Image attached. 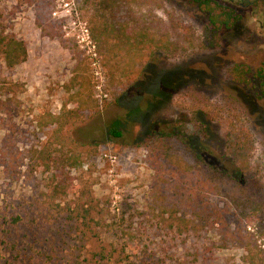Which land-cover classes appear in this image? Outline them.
I'll return each instance as SVG.
<instances>
[{
  "label": "rangeland",
  "instance_id": "obj_1",
  "mask_svg": "<svg viewBox=\"0 0 264 264\" xmlns=\"http://www.w3.org/2000/svg\"><path fill=\"white\" fill-rule=\"evenodd\" d=\"M57 1L0 0V149L16 159L14 169L0 170V209L36 202L49 220L60 213L76 225L72 233L58 222L39 226L18 245L23 264H113L121 248L129 257L142 249L189 264L195 250L215 242V232L195 223L190 209H175L171 199L163 208L153 204L158 186L144 142L151 131L169 128L183 129L204 158L234 162L233 177L247 193L239 196L238 214L252 218L247 232H255L264 217L253 213L264 208V100L257 83L244 88L228 71L235 64L264 71V0H215L240 17L218 32V47L147 60L133 54L175 25L180 40L202 41L207 17L190 0H128L113 14L103 11L112 29L93 37L103 29L101 10L68 0L88 27L93 56L65 37L68 19L52 16ZM8 36L27 55L13 68L3 58ZM113 128L121 137L109 135ZM211 200L228 206L229 196ZM100 245L105 252L98 253ZM255 249L264 252V233ZM243 256L239 245L216 248L208 264H243Z\"/></svg>",
  "mask_w": 264,
  "mask_h": 264
},
{
  "label": "trees",
  "instance_id": "obj_2",
  "mask_svg": "<svg viewBox=\"0 0 264 264\" xmlns=\"http://www.w3.org/2000/svg\"><path fill=\"white\" fill-rule=\"evenodd\" d=\"M127 2L128 0H87L90 6L101 10L97 18L103 29L95 31L93 37L97 34L100 37L101 34L98 32H104V28L105 30L108 27V30L112 29L109 19H104L103 11L113 14L120 4H126ZM190 2L200 13L207 17L210 29L202 41L195 42L191 36H188L187 40H180L182 36L174 33L178 28L175 25L171 31L165 32L158 42L145 47L141 51L138 49L133 54V58H140L141 60V57L145 56L144 59L147 60L156 53L170 58L197 49H215L219 44L218 32L230 30L240 20V17L236 15L231 7L219 4L215 0H190ZM111 18V21L114 22L115 19ZM124 22L121 21L120 23ZM120 28L123 31L124 24ZM184 29L181 27L182 31ZM131 32L133 31L131 30ZM171 32L174 34H171ZM4 38L6 41L3 49L4 63L7 68H13L26 60V50L23 43L17 41L14 37ZM184 43L187 46H184ZM140 53H143V55L139 56ZM228 74L235 83L244 88H248L254 82L257 83V97L264 100V71L261 68L252 69L244 64H235L229 69ZM73 120L71 123H74L77 119ZM68 123L70 122L63 123V127ZM109 135L115 138L121 137L120 132L114 128L109 131ZM144 149L147 152L149 165L156 173L158 190L154 192L153 200L155 203L153 204L163 208V205L166 204H164L165 199H171L175 209L181 211L190 209L191 217L195 223L208 226L210 231L215 232L212 236L217 240L199 251L195 250L193 259L189 264L212 263L214 259L211 256L214 249L224 250L232 245H239L244 248L243 264H264V252L255 249V241L260 234L264 233L262 225L264 217L259 222L260 225L255 232H247V229L254 226L255 223L252 218H242L241 213L238 214L239 196L246 198L247 193L237 186L239 182L233 177L236 168L234 162H231L228 167L221 161V158H214V160L204 158L203 155H200L201 152L197 153L193 149L190 145V139L186 137L185 131L181 128L151 131L145 138ZM15 164L16 159L10 155L7 157L6 152L0 149V170L3 172L8 169L12 170ZM225 191L229 196L228 206L224 203L223 205L213 203L211 198L213 196L224 198ZM254 212L264 214V208H254ZM50 216L45 212V208L36 202H26L23 205H18L17 208L7 210L0 209V264H23L25 261L23 260L24 255L19 252L18 245L23 244L29 235L39 229V226L47 225L51 221L58 222L61 225L60 228H67L69 233H72L70 229L76 227L72 222L73 219L67 216L62 217L60 213L51 220H49ZM121 222L119 230L122 232L121 226L125 225L126 220ZM103 224L105 225V223ZM104 225L99 226L95 231L96 236H94V239L97 238L99 244L102 241L100 235L104 234ZM117 233L118 231L115 230V237ZM78 238V242H84L83 237ZM129 241L130 239L125 240V242ZM59 243L56 244L58 245L57 248ZM115 244H117L116 240ZM98 249V253L106 251L101 245ZM121 250V253L119 252L114 257L113 264H171V259L156 251H151L147 256L142 249H138L136 256L129 257L124 254L125 250L123 248ZM122 255L124 260H119ZM132 258L141 261L138 263ZM146 259L148 261H145ZM98 262L101 263L100 259ZM226 264L229 263L226 261Z\"/></svg>",
  "mask_w": 264,
  "mask_h": 264
},
{
  "label": "built area",
  "instance_id": "obj_3",
  "mask_svg": "<svg viewBox=\"0 0 264 264\" xmlns=\"http://www.w3.org/2000/svg\"><path fill=\"white\" fill-rule=\"evenodd\" d=\"M52 16H61L62 18L68 19L64 22L65 25L62 27L65 37L72 38L78 47L92 52V55L95 56L94 45L92 44L88 27L86 23L79 19L78 12L73 2L58 0Z\"/></svg>",
  "mask_w": 264,
  "mask_h": 264
}]
</instances>
